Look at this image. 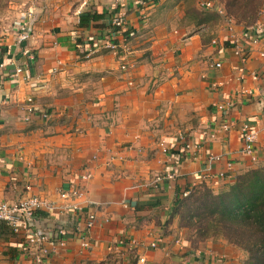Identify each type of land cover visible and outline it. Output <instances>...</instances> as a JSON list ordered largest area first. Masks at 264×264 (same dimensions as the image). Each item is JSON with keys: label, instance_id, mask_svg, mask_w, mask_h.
I'll return each instance as SVG.
<instances>
[{"label": "crops", "instance_id": "1", "mask_svg": "<svg viewBox=\"0 0 264 264\" xmlns=\"http://www.w3.org/2000/svg\"><path fill=\"white\" fill-rule=\"evenodd\" d=\"M67 2L27 0L25 9L36 18L31 38L18 43L15 33L0 44V203L17 201L31 185L53 204L36 216L37 226L50 231L84 229L96 213L90 247L70 233L44 264H221L209 249L229 253L231 246L210 238L193 247L169 214L180 194L201 185V174H209L203 183L218 192L264 163V28L242 63L233 45L235 39L252 45L247 27L228 24L217 11L220 20L209 24L192 21L172 0L145 7L135 0ZM120 9L127 41L115 54L106 45ZM94 12L103 17L81 25ZM30 96L36 110L27 120ZM225 122L230 131L220 128ZM245 122L258 133L256 162L242 152ZM206 128L217 136L206 141ZM181 135L201 143L197 159L179 157ZM211 155L220 159L209 161ZM172 168L177 177L154 187V176ZM70 183L83 197H60ZM72 203L80 209L63 210ZM120 237L136 246L111 248ZM24 244V232L0 220V264H22Z\"/></svg>", "mask_w": 264, "mask_h": 264}, {"label": "built area", "instance_id": "2", "mask_svg": "<svg viewBox=\"0 0 264 264\" xmlns=\"http://www.w3.org/2000/svg\"><path fill=\"white\" fill-rule=\"evenodd\" d=\"M135 2L140 7H145L156 2V0H135ZM200 6L206 10H215L224 16L226 22L230 25L236 24L233 18L228 16L226 10L218 4L217 0H205L200 2ZM34 10L29 8L22 11L21 21L18 23L17 27V42L23 43L28 41L32 35V28L35 22ZM264 6L262 7L259 15V19L252 25L246 28L247 33L251 37L250 46L243 45L238 39L234 40L233 50L236 56L240 58L242 63L249 59L253 52V45L258 44L262 39V31L264 28ZM127 26L126 12L122 9L116 11L111 19V32L108 35L106 47L110 49L113 53L117 54L120 47L126 43L127 37L125 32ZM1 51V48H0ZM93 50H89V54ZM264 56V51H261ZM216 66L220 67L221 63L217 62ZM123 69H126L123 66ZM17 73L22 72V68H18ZM257 78V77H255ZM132 85L133 83L130 82ZM27 111L30 115L35 112V105L33 97H28L27 99ZM219 109L225 108L224 105H218ZM50 113H44V118H48ZM220 128L230 131L232 128V123L225 122ZM240 133L243 137V148L242 152L251 158L252 161L256 162L259 159L258 156V133L251 125L247 122L243 123L239 127ZM204 139L211 140L217 136V132L214 129L206 128L202 131ZM162 149L165 153L169 152V148L165 143H161ZM201 143L190 141L184 135L180 136L179 144V157L187 159H197L198 153L201 148ZM220 159L219 156L211 155L209 161H216ZM208 173L200 175V184H203L204 180L208 177ZM91 176L89 173L83 174L84 179H89ZM177 177L176 168L165 171L163 173L156 174L152 180L154 187H158L159 184L163 183L165 180H174ZM218 177L227 178L228 175L224 172H219ZM192 189H188L184 192V195H188ZM26 195L18 199L15 202H2L0 203V220L6 222L16 233L24 232L25 244L22 246L23 253L27 256L22 264H44L47 259H50L53 255L60 252L66 246L67 235L70 233H75L81 240V246L83 248L90 247L91 243L87 237L88 232L96 224V213H90L88 215L86 226L84 229L80 227H70L60 226L55 231H50L48 229H41L36 224V216L39 210L43 208L50 209L53 204L46 198H41L37 194L32 192V186L29 184L25 185ZM59 195L63 200L70 199H80L84 195V191L77 185L70 183L66 187L59 191ZM80 209L79 204L72 203L66 206L64 211H69V209ZM177 243L183 244V240L179 237L176 240ZM136 246V241L134 239H128L127 237L118 238L112 245L111 248L118 247H128L134 248ZM151 247L155 248L158 246L157 241L150 244ZM140 262H145V257L139 258Z\"/></svg>", "mask_w": 264, "mask_h": 264}, {"label": "trees", "instance_id": "3", "mask_svg": "<svg viewBox=\"0 0 264 264\" xmlns=\"http://www.w3.org/2000/svg\"><path fill=\"white\" fill-rule=\"evenodd\" d=\"M217 2L236 24L245 27L256 22L264 6V0ZM208 12L218 15L216 11ZM102 17L103 14L97 12L87 13L80 23L86 25ZM175 218H178V227L189 233L186 239L193 247L219 237L244 251L246 264H264V163L239 173L218 192L203 183L188 195L180 194L168 222Z\"/></svg>", "mask_w": 264, "mask_h": 264}, {"label": "rangeland", "instance_id": "4", "mask_svg": "<svg viewBox=\"0 0 264 264\" xmlns=\"http://www.w3.org/2000/svg\"><path fill=\"white\" fill-rule=\"evenodd\" d=\"M26 1L25 0H0V44L4 43V41H6L12 35L17 33V27H18V23L21 21L22 11L27 10L25 9L27 6ZM172 1H174L176 4L182 3L185 6V12L189 14V17L192 21L202 23V19H204V22L212 24L213 22L215 23L220 20L219 15H216L212 12H208L210 10H206L205 8H202L201 6L200 8L202 10L198 8V6L196 7L198 0H172ZM201 11H205L204 12L205 14H203V12ZM260 11H259V15H260ZM207 13H209V16H207ZM259 15H258V18H259ZM185 233H186L185 237L188 238L189 233L186 231ZM218 239H222V238L218 237ZM182 240L183 242L185 241L184 238H182ZM223 242L231 246L232 249L229 250L230 251L229 253H221V252H218L214 248H213L214 250L209 249V254L213 255L214 261L216 262L220 261L221 264H226V263L227 264H246L247 255L244 251L231 245L224 239H222V243Z\"/></svg>", "mask_w": 264, "mask_h": 264}]
</instances>
